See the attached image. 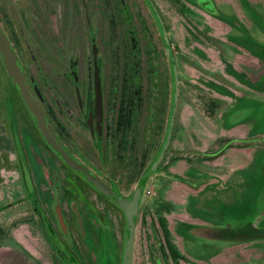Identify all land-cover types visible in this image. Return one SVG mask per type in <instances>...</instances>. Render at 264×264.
<instances>
[{
    "label": "flooded vegetation",
    "instance_id": "1",
    "mask_svg": "<svg viewBox=\"0 0 264 264\" xmlns=\"http://www.w3.org/2000/svg\"><path fill=\"white\" fill-rule=\"evenodd\" d=\"M81 1L84 6L93 3L92 15L83 33L77 35H81L79 41L73 43L76 49L63 50L61 57L51 53V58H45V52L40 56L28 43L33 36L28 31L33 29L23 24L34 23L50 35L60 34L56 44L62 47L74 36L75 20L68 0H7L9 18L0 0V25L55 134L102 181L133 204L137 182L157 153L167 122L171 98L168 56L144 0L143 7L137 0ZM152 1L161 15L178 69L175 114L181 100L196 105L202 112L197 116L219 131L227 145L248 146L249 155L235 164L221 156L225 148L190 147L186 140L177 145L172 127L168 145L142 187L132 264H264V140H260L263 136L254 137V127L245 120L247 105L240 104L244 98L240 87H264V33L254 31L247 13L255 16L263 29L264 18L253 7L255 0H229L233 13L227 17L219 6L224 0H166L182 18L181 23H186V50L191 55L181 59L160 0ZM144 7L150 20L143 15ZM183 7L199 10L206 17L204 22L190 17ZM150 22L155 30L149 28ZM18 34L29 45V53L34 51L32 60L36 62L39 56L62 78L55 84L36 62L48 93L26 69ZM0 62L8 74L1 53ZM180 63L188 69L186 99L181 98ZM193 69L200 75L193 77ZM8 77L21 108L17 110L16 102L7 99L11 140L2 135L0 126V147L6 144L13 148L12 164L17 168L7 173L2 172L5 167L0 168V175L7 177V183L0 177V191L13 188L20 195L10 197L8 190L4 196L0 193V264H123L122 207L49 144ZM192 88L202 91L192 94ZM186 151L194 157H188ZM219 160L227 170L219 167ZM149 179L158 187L148 193ZM221 187L229 195L235 188L240 195L246 193L253 205L231 206L242 211L236 220H225L224 195L217 193ZM182 190L185 208H176V194ZM152 193L155 198L146 201ZM198 239L207 242L211 252L204 256L192 253L189 243Z\"/></svg>",
    "mask_w": 264,
    "mask_h": 264
},
{
    "label": "rangeland",
    "instance_id": "2",
    "mask_svg": "<svg viewBox=\"0 0 264 264\" xmlns=\"http://www.w3.org/2000/svg\"><path fill=\"white\" fill-rule=\"evenodd\" d=\"M137 1L143 7L141 0H137ZM68 2L70 4V14L71 15L73 14L74 20H75L74 25L72 27L73 28L72 35L74 34V36L70 39V42L68 41L67 43L63 44L62 47H59L56 44V41L62 38L60 37V34L50 35L49 32L48 33L45 32L44 28L41 25L39 26L34 23H30V26H28L26 21H24L23 26H25V28L33 29L31 31H28V35H33L30 38V40L28 39V43H30V45L32 46L34 45L36 52H38L40 56L42 55L41 52L43 53L45 52L44 53L46 55L45 58H48V57L51 58V56H49L51 53L55 54L56 57H61L63 54L62 52L63 50H68L70 52H73L76 49V46H74L73 43L75 41V44H76L79 41V37L81 35L80 36H77V35L81 33V31L83 33L84 25L88 24L87 20L89 16L92 15L94 5L93 3L87 2V4L84 6L81 0H68ZM263 2L264 1H258V0L253 1V4H255L253 7H255L258 15L264 18V15L261 14L264 12ZM3 3L5 6V12L7 13V17L9 18L11 17V15L9 12V5L7 4V0H3ZM160 3H161V7L164 13L166 14L167 23L170 26V30L173 31V35L175 36L173 37V40H174V43L176 44L178 57L181 59H183L184 57L185 58L190 57L191 54L189 55L188 51L186 50V47L189 45V42H187V39L184 37L188 34L185 28L186 23L184 24H182L183 22L181 23L182 18L180 17L179 14L175 13L173 9L167 5L166 0H160ZM219 4H220L219 6L221 9L222 15L226 17L231 16L233 12L230 8V4L232 5L233 3H230L229 0L227 1L224 0L223 2H219ZM37 6H38V11L41 13V8L38 3H37ZM183 8H185L189 12L188 14L190 15V17H192L193 19H197L198 21L202 19V22H204V19L206 17L204 15L202 16L199 10L194 9L193 11L192 10L190 11L186 7H183ZM142 11L144 13L143 15H145V17L148 20H150L149 15H148L149 13L145 7L142 9ZM247 17L251 21H253L252 28L257 34L260 33V29L263 30L262 32L264 33V29L261 28V25L259 24V22H257V19L255 16L254 17L250 16L247 13ZM149 28L154 29V30L156 29L155 25L151 24V22L149 24ZM17 38L22 43V46H20L23 50L21 55L23 56L24 62L26 63V69L31 75H33L38 80V83L44 90V93H48L45 86L42 84V80L40 79V72L38 71L36 62L38 63V66L44 72L49 74V77L55 82V84L57 83L59 84V80H62V78L59 75L53 74L51 72L52 71L51 68L45 65L39 56L36 59V62L32 60V54H34V51H32L33 53H29L28 51L29 45L25 44V41L21 35L17 36ZM228 49L231 51L236 50L235 47H229ZM192 61L193 63L196 62L195 59H192ZM180 65H181L180 71H181V77H182L181 86H180L181 98L186 99V94H189L187 81H186V75H187L186 73H188V69H186L185 64L180 63ZM192 72L194 74V75L192 74L193 77H196V74L200 75L199 70L193 69ZM240 90L244 92L243 93L244 98H242V100L240 99V104L244 103L245 105H247L246 113L248 115L246 116L247 119L245 120H248L249 126L254 127L253 132H252V134L254 133V137L259 138L263 136L262 138H260V140L261 139L264 140V87L262 86L260 88L259 87L253 88V87L245 85L244 87H240ZM200 91L202 90L192 88L191 93L195 94V93H199ZM9 97H10L11 102L13 103L14 101L16 102L15 108L17 110H20L21 107L19 108V105L17 104L16 98H15V90L12 88V86L9 83V77L4 67V64L0 62V126H1L2 135L5 134L6 138H10L11 140V134L7 133L8 119H7L6 112H5L6 104H7L6 101ZM252 97L256 98V100L253 99ZM196 104L202 106V104H200L199 101H196ZM199 112H200L199 108L196 105L192 106V105H189L187 101H182V100L179 101L176 114H175V118H174V124H173L174 125L173 126L174 128L173 140L174 141H175V138L178 136L179 138H185L186 143L189 144L190 147L198 148L202 146V149L212 148L213 150H218V149L220 150L222 148H225V153H222L221 156H227L229 158L227 160L235 164L241 162L247 157V155H249L248 146L242 147L243 144H238L236 142H235L236 143L235 147L233 148H231L232 145H227V141L220 137L221 133L218 134L219 131L218 132L214 131V129L208 125L205 119H203L202 117L199 118L197 116L198 114H200ZM251 115H252V118L250 117ZM19 116L24 120L25 123L29 124L28 121L25 118H23L20 114ZM259 133L261 135H259ZM236 145L240 146L241 149L237 148ZM211 146H214V147H211ZM250 152L252 153V150ZM12 153H13V148L8 147L6 144L0 147V156L2 157L0 158V168L5 167L6 169V170L4 169L2 170L3 173L11 172L13 169L17 168V166H13L12 164V162H14ZM187 154L188 152L186 151V155ZM187 156L190 158L194 157L192 154H189ZM221 163H222V160H219V163H218L219 167L227 170L226 164H221ZM0 177H1L2 183L6 182L5 180L7 177L5 178L4 176H1V175ZM148 183H150L149 187H151L152 192L155 189V187L156 188L158 187V183L155 180L151 181V179H149ZM1 192L3 193L2 196H4V194L6 193L10 197L20 195L19 193H16V191L13 188H10V189L4 188L0 191V193ZM217 193L224 195L223 201H224L225 220H229V221L236 220L238 218V214L240 213V211H242L241 208H238V211H237V208H232L231 206L234 207L236 205H244V204L253 205L252 200L249 201L246 199L247 194L245 193V194L240 195L239 191L236 188H235V191L233 192V195H229L228 194L229 192L223 191L222 187L217 190ZM176 195L178 196V199L175 201V207L185 208V201L182 200L183 198H180V197L185 196V191L183 190L181 192L178 191ZM154 198L155 197L152 193V196L148 197L146 201L152 202ZM244 212L246 214H249L247 210H245ZM186 243L188 244V241ZM205 243L207 242L200 240V239L196 240V243L191 244L190 242L189 250L192 253H195L200 256H204L206 253L211 252L210 245L205 244Z\"/></svg>",
    "mask_w": 264,
    "mask_h": 264
},
{
    "label": "water",
    "instance_id": "3",
    "mask_svg": "<svg viewBox=\"0 0 264 264\" xmlns=\"http://www.w3.org/2000/svg\"><path fill=\"white\" fill-rule=\"evenodd\" d=\"M148 5L150 11L152 12L158 28L161 33V37L163 40L164 47L166 49V53L168 56L170 70H171V98L169 111L167 116V122L164 130V134L162 137L161 144L157 153L155 154L153 160L150 165L146 169V171L141 175L139 181L137 182L133 204H130L125 196H123L117 188L109 187L100 177H98L91 169H89L80 159H78L74 154H72L68 148L61 142L58 136L53 131L47 116L39 102L37 93L33 86L31 85L24 67L20 61V58L15 51L11 41L7 37L3 28L0 25V53L3 57L5 65L7 67L8 74L20 92L22 98L30 109L36 123L44 137L49 142V144L56 149L62 157L66 160V162L76 170L80 175H82L85 179H87L91 184H93L98 189L106 192L111 199L119 206L122 207V210L125 214V237H124V251H123V264H132V244H133V234H134V225L135 218L137 213V205L139 203L142 187L146 183L148 176L155 171L156 164L160 160L163 155L169 139L170 134L173 127L174 117H175V109L178 98V69L176 65V60L174 57V53L172 50V46L167 36V31L163 24L161 15L156 8L155 4L152 0H144ZM59 220L62 223V215L58 210Z\"/></svg>",
    "mask_w": 264,
    "mask_h": 264
},
{
    "label": "crops",
    "instance_id": "4",
    "mask_svg": "<svg viewBox=\"0 0 264 264\" xmlns=\"http://www.w3.org/2000/svg\"><path fill=\"white\" fill-rule=\"evenodd\" d=\"M200 114H198V115H200V116H202V112H199ZM185 141V139L184 138H179L178 136L175 138V144H181L182 142H184Z\"/></svg>",
    "mask_w": 264,
    "mask_h": 264
},
{
    "label": "built area",
    "instance_id": "5",
    "mask_svg": "<svg viewBox=\"0 0 264 264\" xmlns=\"http://www.w3.org/2000/svg\"><path fill=\"white\" fill-rule=\"evenodd\" d=\"M147 192H148V193L151 192V187L148 186V188H147Z\"/></svg>",
    "mask_w": 264,
    "mask_h": 264
}]
</instances>
